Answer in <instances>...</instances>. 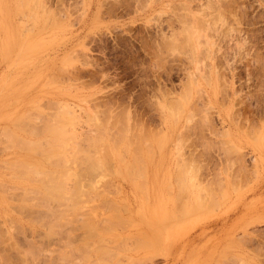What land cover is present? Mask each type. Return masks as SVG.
<instances>
[{
  "label": "rangeland",
  "instance_id": "1",
  "mask_svg": "<svg viewBox=\"0 0 264 264\" xmlns=\"http://www.w3.org/2000/svg\"><path fill=\"white\" fill-rule=\"evenodd\" d=\"M0 264H264V0H0Z\"/></svg>",
  "mask_w": 264,
  "mask_h": 264
},
{
  "label": "bare ground",
  "instance_id": "2",
  "mask_svg": "<svg viewBox=\"0 0 264 264\" xmlns=\"http://www.w3.org/2000/svg\"><path fill=\"white\" fill-rule=\"evenodd\" d=\"M180 3H181V2H180ZM183 4H184V3H182V5H183ZM185 5H186V4H185ZM185 5H184V6H185ZM220 5H221V4H220ZM22 7H23V6H22ZM186 8H187V7H186ZM190 13H191V12H190ZM185 14H187V13H185ZM191 14H192V13H191ZM48 16H49V15H48ZM187 16H188V14H187ZM194 16H195V14H194ZM182 17H184V16H182ZM191 17H192V16H191ZM196 17H197V16H196ZM197 18H198V17H197ZM215 18H216V17H215ZM180 19H181V18H180ZM189 19H190V18H189ZM183 21H184V20H183ZM202 21H203V20H202ZM216 21H217V19H216ZM196 22H197V21H196ZM198 22H199V21H198ZM200 22H201V21H200ZM187 24H188V23H187ZM198 24H199V23H198ZM202 26H203V25H202ZM192 28H193V27H192ZM202 29H203V28H202ZM189 31H190V30H189ZM202 31H203V30H202ZM216 32H217V31H216ZM187 35H188V34H187ZM170 39H171V37H170ZM176 40H177V39H176ZM174 42H175V41H174ZM198 42H199V41H198ZM202 42H203V41H202ZM185 44H186V43H185ZM178 45H179V44H178ZM190 45H191V43H190ZM204 45H205V44H204ZM183 46H184V45H183ZM201 46H202V45H201ZM172 51H173V50H172ZM203 58H204V57H203ZM204 61H205V60H204ZM199 63H200V62H199ZM68 64H69V63H68ZM22 67H23V66H22ZM23 69H24V68H23ZM28 73H29V72H28ZM63 73H64V72H63ZM204 73H205V72H204ZM204 75H206V74H204ZM48 79H50V78H48ZM196 87H197V86H196ZM198 89H199V88H198ZM184 90H185V89H184ZM202 91H203V90H202ZM197 92H198V91H197ZM199 92H200V91H199ZM183 95H184V94H183ZM187 99H188V98H187ZM157 100H158V99H157ZM59 103H60V102H59ZM65 103H66V102H65ZM65 103H63V104H65ZM97 104H98V103H97ZM166 104H167V103H166ZM179 104H180V103H179ZM192 104H193V103H192ZM192 104H191V105H192ZM61 105H62V101H61V103H60V106H61ZM65 105H66V104H65ZM65 105H64V107H62V108H67L66 106H68V105H66V106H65ZM176 105H178V104H176ZM179 107H180V106H179ZM68 108H69V107H68ZM170 108H171V107H170ZM59 110H60V107H59ZM62 110H63V109H62ZM67 110H68V113H66V116L68 115L67 118H70V119H69V120L67 119L68 121L66 120V121H67L66 124L71 123L72 121H74V118H73V117H74V116H73L74 114H73V112L69 111V109H66L65 111H67ZM126 110H127V108H126ZM57 111H58V110H57ZM65 111L63 110L62 112H65ZM103 112H104V111H103ZM74 113H75V112H74ZM105 113H106V112H105ZM70 114H72V115H70ZM75 114H76V113H75ZM87 114H88V113H87ZM187 114H188V113H187ZM30 115H31V114H30ZM49 115H51V114H49ZM55 116L58 117L57 114H56ZM59 116H60V115H59ZM72 116H73V117H72ZM39 117H40V116H39ZM41 117H42V116H41ZM60 117H61V116H60ZM89 118H90V117H89ZM89 118H88V119H89ZM96 118H97V117H96ZM122 118H123V117H122ZM124 118H125V117H124ZM44 119H45V118H44ZM49 119H50V118H49ZM71 119H72V121H70ZM106 119H107V118H106ZM45 120H46V119H45ZM75 120H76V118H75ZM91 120H92V119H91ZM123 120H124V119H123ZM63 121H64V119H63ZM66 121H65V122H66ZM69 121H70V122H69ZM99 121H100V120H99ZM106 121H107V120H106ZM113 121H114V120H113ZM113 121H111V122H113ZM117 121H118V120H117ZM124 121H125V120H124ZM20 122H21V121H20ZM55 122H56V121H55ZM59 122H60V121H59ZM75 122H76V121H75ZM125 122H126V121H125ZM125 122H123V123H125ZM25 123H27V122H25ZM47 123H48V122H47ZM73 123H74V122H73ZM73 123H71V126H72ZM91 123H92V122H91ZM91 123H90V124H91ZM97 123H98V122H97ZM102 123H103V121H102ZM104 123H105V121H104ZM113 123H114V122H113ZM120 123H121V122H119V124H120ZM105 124H106V123H105ZM110 124H111V123H110ZM114 124H115V123H114ZM143 124H144V123H143ZM27 125H28V124H27ZM37 125H38V124H37ZM42 125H43V124H42ZM46 125H47V124H45V128H44V129H46L47 131H50L51 127H53V125H51V126H50L49 124H48V126H46ZM54 125H55V124H54ZM97 125H98V124H97ZM99 125H100V123H99ZM108 125H109V124H108ZM116 125H117V124H116ZM120 125H121V124H120ZM125 125H126V124H125ZM102 126H103V125H102ZM109 126H110V125H109ZM56 127H57V126H56ZM56 127H55V128H56ZM59 127H60V126L58 125L57 128H59ZM63 127H64V126H63ZM69 127H70V126H69ZM74 127H75V126H74ZM96 127H98V126H96ZM100 127H101V126H100ZM110 127H111V126H110ZM40 128H41V127H40ZM53 128H54V127H53ZM53 128H52L51 130H54V129H55V128H54V129H53ZM57 128H56V129H57ZM60 128H61V127H60ZM64 128L66 129V127H64ZM67 128H68V127H67ZM94 128H95V125H94ZM103 128H104V127H103ZM119 128H120V127H119ZM121 128H122V126H121ZM147 128H148V127H147ZM18 129H19V128H18ZM56 129H55V130H56ZM99 129H100V128H99ZM108 129H109V127H108ZM39 130H40V129H39ZM55 130H54V131H55ZM58 130H59V129H57V131H58ZM73 130L75 131L76 129L74 128ZM73 130H72V132L70 131V132H71V133H70V136L72 137V139H73V133H75V132H73ZM94 130H95V129H94ZM119 130H120V129H119ZM8 131H10V130H8ZM33 131H34V130H33ZM63 131H64V130H63ZM63 131H62V132H63ZM67 131H69V128H68V130L65 131L64 134H68ZM100 131H102V130H100ZM158 131H159V130H158ZM37 132H38V131H37ZM76 132H77V131H76ZM79 132H80V131H79ZM79 132H77V133H79ZM114 132H115V131H114ZM179 132H180V131H179ZM53 133H54V132H53ZM58 133L62 134L61 132H58ZM58 133H57V134H58ZM77 133H76V134H77ZM98 133H99V132H98ZM100 133H101V132H100ZM118 133H119V132H118ZM48 134H49V133H48ZM54 134H56V133H54ZM60 134H59V136H61ZM64 134H63V136H64ZM116 134H117V133H116ZM131 134L133 135V133H131ZM134 134H135V133H134ZM141 134H142V133H141ZM146 134H147V133H146ZM91 135H92V134H91ZM96 135H97V134H96ZM102 135H103V133H102ZM135 135H137V134H135ZM153 135H154V134H153ZM179 135H180V134H179ZM6 136H7V134H6ZM9 136H10V135H9ZM75 136H77V138H78V137H80V134H77V135L74 134V138H75V140H77ZM87 136H88V134H87ZM87 136H86V137H87ZM133 136H134V135H133ZM140 136H141V135H140ZM140 136H139V137H140ZM142 136H143V135H142ZM146 136H147V135H146ZM177 136H178V135H177ZM11 137H15V136H11ZM68 137H69V136H68ZM71 137H70V138H71ZM84 137H85V136H84ZM84 137H83V139H84ZM86 137H85V138H86ZM89 137H90V136H89ZM89 137H88V138H89ZM116 137H117V135H116ZM122 137H123V136H122ZM149 137H150V135H149ZM9 138H10V137H9ZM49 138H50V137H49ZM51 138H52V137H51ZM70 138H69V139H70ZM81 138H82V137H81ZM81 138H80V139H81ZM88 138H87V139H88ZM95 138H96V137H95ZM114 138H115V137H114ZM129 138H130V137H129ZM135 138H136V137H135ZM140 138H141V137H140ZM144 138H145V137H144ZM59 139H60V138H59ZM89 139H91V138H89ZM102 139H103V138H102ZM130 139H131V138H130ZM142 139H143V138H142ZM14 140H18V139H14V138H13V141H14ZM53 140H54V138H53ZM55 140H56V139H55ZM147 140H148V139H147ZM18 141H19V140H18ZM22 141H23V140H22ZM81 141H82V140H81ZM85 141H87V140H85ZM26 142H27V141H26ZM115 142H116V141H115ZM142 142H143V141H142ZM21 143H22V142H21ZM76 143H77V141H76V142L74 141V144H75V145H76ZM99 143H100V142H99ZM149 143H150V141H149ZM14 144H15V142H14ZM16 144H17V143H16ZM23 144H24V143H23ZM32 144H33V143H32ZM74 144H73L72 146H71V145H70V146L73 147ZM78 144H79V143H78ZM97 144H98V143H97ZM101 144H102V143H101ZM146 144H147V143H146ZM146 144H145V146H146ZM18 145H20V144L18 143ZM21 145H22V144H21ZM25 145H26V144H25ZM30 145H31V144H30ZM51 145H53V144H51ZM54 145H55V144H54ZM61 145H62V144H61ZM66 145L68 146V144H66ZM135 145H136V144H135ZM182 145H183V144H182ZM67 146H66V147H67ZM85 146H87V145H85ZM77 147H78V146H77ZM80 147H81V146H80ZM80 147H79V148H80ZM133 147H134V146H133ZM133 147H132V148H133ZM138 147H139V145H138ZM79 148H78V149H79ZM84 148H85V147H84ZM84 148H83V149L81 148V149L84 150ZM90 148H91V146H90ZM90 148H89V149H90ZM33 149H34V148H33ZM53 149H54V148H53ZM55 149H56V148H55ZM55 149H54V150H55ZM72 149H75V147H73ZM78 149L76 148V150H78ZM138 149L140 150V148H138ZM19 150H20V149H19ZM76 150H74V151H76ZM136 150H137V149H136ZM62 151H63V149H62ZM68 151H69V150H68ZM71 151L74 152L73 150H71ZM71 151H69V152H71ZM66 152H67V151H66ZM85 152H88V150H85L83 153H85ZM136 152H137V151H136ZM53 153H54V152H53ZM64 153H65L64 151H63V152H60V151H59V153H58V154H59V157H58V158L63 159L62 163L64 162V164L61 163V166H64V165H65V167H66V164H65V162H66V153H65V154H64ZM67 153H68V152H67ZM105 153H106V152H105ZM77 154H78V152H77ZM79 154L83 155L82 152H80V149H79ZM68 155H70V154L68 153ZM72 155H74V153H73ZM72 155H71V156H72ZM81 155H80V156H81ZM85 155H86V154H85ZM85 155H84V156H81V159H82V158H85V159H86V162H87L88 160H91V159H92V161H93L94 159H96L95 157L90 156V155L87 156V157H85ZM71 156H69V157H71ZM80 156H78V155L75 156V159H73V160H75V161H76V160L79 161ZM138 156H139V154H138ZM140 156H141V155H140ZM150 156H151V155H150ZM77 157H78V158H77ZM91 157H92V158H91ZM105 157H106V155H105ZM135 157H136V156H135ZM76 158H77V159H76ZM108 158H109V156H108ZM136 158H137V157H136ZM64 159H65V160H64ZM81 159H80V161H81ZM85 159H83V160H85ZM87 159H88V160H87ZM97 159H98V158H97ZM110 159H111V158H110ZM138 159H140V158H138ZM45 160H46V159H45ZM53 160H54V159H53ZM53 160H52V161H53ZM55 160H56V159H55ZM131 160H132V159H131ZM141 160H143V159H141ZM177 160H178V159H177ZM49 161H50V160H49ZM80 161H79V162H80ZM92 161H91V164H90V167H89V168H95V167L97 166V164L99 163V160H98V162H96V161L94 160V162L97 163V164L94 165V164H93L94 162H92ZM109 161H110V160H109ZM16 162H17V161H16ZM55 162H57L56 165H58V163H60V162H58L57 160H56ZM68 162H69V164H70V162L73 163L74 161H71V159H70V161H69V159H68V161H67L66 163H68ZM141 162H142V161H141ZM53 163H54V162H53ZM74 163H76V162H74ZM110 163H111V162H110ZM194 163H195V162H194ZM23 164H24V163H23ZM69 164H67V166H68ZM16 165H17V164H16ZM21 165H22V163H21ZM56 165H55V166H56ZM107 165H108V164H107ZM137 165H138V164H137ZM186 165H187V164H186ZM17 166H18V165H17ZM19 166H20V165H19ZM53 166H54V165H53ZM58 166L60 167V164H59ZM58 166H57V167H58ZM77 166H78V165H77ZM132 166H133V165H132ZM195 166H196V165H195ZM183 167H184V166H183ZM193 167H194V166H193ZM78 168H79V167H78ZM80 168L82 169V167H80ZM83 168H84V167H83ZM85 168H86V167H85ZM141 168H142V166H141ZM81 169H80V170H81ZM139 169H140V168H139ZM142 169H143V168H142ZM180 169H181V168H180ZM63 170L65 171L66 169H63ZM63 170H62V172H63ZM67 170H69V169H67ZM109 170H110V168H109ZM134 170H135V169H134ZM41 171L44 172V170H41ZM54 171L56 172V170H54ZM57 171H61V170L59 169V170H57ZM71 171H73V170H71ZM71 171H70V172H71ZM97 171H98V170H97ZM139 171H140V170H139ZM46 172H47V171H46ZM46 172H45V173H46ZM50 172H51V171L48 170V173H50ZM55 172H54V173H55ZM70 172H69V175H70ZM76 172H77V173H76ZM76 172H75V173H74V172H71V173H73L74 176H78L80 173H78V170H77ZM79 172H80V171H79ZM84 172H85V170H84ZM127 172H128V171H127ZM182 172H183V171H182ZM41 173H42V172H41ZM45 173H44V175H45ZM57 173H58V172H57ZM57 173H55V174L57 175ZM59 173H60V172H59ZM128 173H129V172H128ZM110 174H111V173H110ZM133 174H134V173H133ZM40 175H41V174H40ZM44 175H43V177H45ZM51 175H52V174H51ZM56 175H54V176L56 177L55 180H51V177H49V179H50L51 181H53V182L56 184V185H55L54 183H51V185L53 184V187H57L56 190H58V188H60V185H61V180H57L58 175H57V176H56ZM48 176H49V175H47L46 178H48ZM74 176H73V177H74ZM80 176H81V175H80ZM181 176H182V175H181ZM70 177H71V176H70ZM128 177H129V176H128ZM46 178H43V179H46ZM66 178H67V177H66ZM76 178H77V177H76ZM134 178H135V177H134ZM190 178H191V177H190ZM49 179H47V180H49ZM53 179H54V178H53ZM58 179H59V177H58ZM64 180H65V179H64ZM80 180H81V179H80ZM90 180H91V179H90ZM45 181H46V180H45ZM45 181H44V182H45ZM70 181H71V180H70ZM110 181H111V180H110ZM143 181H144V180H143ZM38 182H39V181H38ZM42 182H43V181H42ZM47 182H48V181H47ZM76 182H77V181H76ZM78 182H79V180H78ZM79 183H80V182H79ZM103 183H104V182H103ZM112 183H113V182H112ZM140 183H141V181H139V184H140ZM72 184H73V183H72ZM177 184H178V183H177ZM69 185H70V184H69ZM74 185H75V184H74ZM78 185H79V184H78ZM142 185H143V184H142ZM49 186H50V185H49ZM61 186H62V185H61ZM101 186H102V185H101ZM50 187H51V186H50ZM73 187H75V186H73ZM78 187H79V186H78ZM83 187H84V186H83ZM108 187H109V186H107V188H108ZM113 187H114V186H113ZM116 187H117V186H116ZM217 187H219V186H217ZM44 188H45V187H44ZM64 188H65V187H64ZM66 188H67V187H66ZM66 188H65V189H66ZM94 188H96V187H94ZM141 188H142V187H141ZM183 188H184V186H183V187L180 186V189H179L180 191H178L179 193H178V192L176 193V194L178 195L177 199L175 200V201H176V204H177L178 202H179V204H181V207L179 206L180 208H179V207L177 208V206H178L179 204H177V206H176V208H175V209H176V212H178V213H177L178 215H180L179 213L182 212V211L179 212V211H180L179 209H181L182 206H185V205L188 203V202H186V203H180V202H183V201H181V200H184L183 197L181 198V194H180V193L182 192V189H183ZM76 189H77V187H76ZM104 189H105V187H104ZM34 190H35V189H34ZM45 190H46V188H45ZM47 190H48V189H47ZM47 190H46V192H47ZM49 190H50V189H49ZM52 190H53V189H52ZM68 190H69V189H68ZM93 190H94V189H93ZM98 190H99V189H98ZM98 190H97V191H98ZM146 190H147V189H146ZM59 191H61V188L59 189ZM59 191H58V192H59ZM63 191H64V190H63ZM94 191H95V190H94ZM28 192H29V191H28ZM30 192H32V191H30ZM33 192H34V191H33ZM48 192H49V191H48ZM69 192H71V191H69ZM75 192H76V190H75ZM101 192H102V191H101ZM63 193H64V192H63ZM66 193H67V192H66ZM77 193H78V192H77ZM91 193H92V192H91ZM218 193H219V192H218ZM220 193H221V192H220ZM34 194H35V193H34ZM59 194H60V196H61V192H60ZM59 194H58V195H59ZM80 194H81V193H80ZM83 194H84V193H83ZM176 194H175V195H176ZM182 194H183V192H182ZM184 194H185V192H184ZM38 195H39V194H38ZM40 195H41V194H40ZM52 195H53V194H52ZM81 195H82V194H81ZM84 195H85V194H84ZM87 195H88V194H87ZM179 195H180V197H179ZM212 195H213V194H212ZM42 196H43V195H42ZM67 196H68V195H67ZM78 196H79V195H78ZM184 196H186V194H185ZM199 196H200V195H199ZM47 197H48V196H47ZM56 197H57V196H56ZM65 197H66V196H65ZM68 197H69V196H68ZM70 197H71V196H70ZM175 197H176V196H175ZM213 197H214V196H213ZM36 198H37V197H36ZM76 198H77V196H76ZM76 198H75V200H76ZM211 198H212V197H211ZM38 199H41V197L38 198ZM49 199H50V198H49ZM66 199H67V198H66ZM72 199H74V198H72ZM82 199H84V198H82ZM42 200H44V199H42ZM67 200H68V199H67ZM90 200H91V198H90ZM39 201H41V200H39ZM83 201H84V200H83ZM83 201H82V202H83ZM109 201H110V200H109ZM177 201H178V202H177ZM194 201H195V200H194ZM197 201H198V200H197ZM204 201H205V200H204ZM49 202H50V201H49ZM64 202H65V201H64ZM66 202H67V201H66ZM107 202H108V201H107ZM184 202H185V201H184ZM201 202H202V201H201ZM210 202H211V201H210ZM214 202H215V201H214ZM43 203H44V202H43ZM109 203H110V202H109ZM192 203H193V202H192ZM208 203H209V202H208ZM62 204H65V203H62ZM67 204H68V203H67ZM70 204H71V203H70ZM182 204H185V205H182ZM193 204H194V203H193ZM198 204H199V201L197 202V205H194V206L191 205L193 208L188 209V210H189L188 212H190L191 209L196 210V209H197L196 207L198 206ZM46 205H47V204H46ZM57 205H58V204H57ZM95 205L97 206V204H95ZM109 205H111V204H109ZM188 205H189V204H188ZM199 205H200V204H199ZM207 205H208V204H207ZM68 206H69V205H68ZM72 206H73V205H72ZM90 206H91V205H90ZM195 206H196V207H195ZM211 206H212V205H211ZM215 206H216V205H215ZM103 207H105V206H103ZM106 207H107V206H106ZM115 207H116V206H115ZM199 207H200V206H199ZM78 208H79V207H78ZM78 208H77V209H78ZM92 208H93V207H92ZM101 208H102V207H101ZM123 208H124V207H123ZM184 208H185V207H184ZM184 208H183V209H184ZM53 209H54V208H53ZM63 209H64V208H63ZM63 209H62V210H63ZM104 209H105V208H104ZM124 209H125V208H124ZM177 209H178V211H177ZM58 210H59V209H58ZM58 210H57V211H58ZM207 210H208V209H207ZM66 211H67V210H66ZM85 211H86V210H85ZM192 211H193V210H192ZM64 212H65V211H64ZM70 212H71V211H70ZM59 213H60V212H59ZM74 213H75V212H74ZM79 213H80V211H79ZM116 213H117V212H116ZM184 213H185V212H184ZM186 213H187V209H186ZM190 213H191V212H190ZM181 214H183V212H182ZM62 215H63V214H62ZM67 215H68V214H67ZM185 215H186V214H185ZM56 216H57V215H56ZM56 216H55V217H56ZM182 216H184V215H182ZM88 217H89V215H88ZM91 217H92V216H91ZM117 217H118V216H117ZM180 217H181V215H180ZM64 218H65V217H64ZM72 218H73V217H72ZM52 219H53V218H52ZM68 219H70V218H68ZM68 219H67V220H68ZM86 219H88V218H86ZM91 220H92V219H90V221H91ZM99 221H100V220H99ZM108 221H109V220H108ZM42 222H43V221H42ZM58 222H59V221H58ZM61 222H62V221H61ZM63 222H64V221H63ZM66 222H67V221H66ZM88 222H89V220H88ZM103 222H104V221H103ZM110 222H111V221H110ZM118 222H119V221H118ZM54 223H55V222H54ZM123 223H124V222H123ZM126 223H127V222H126ZM126 223H125V224H126ZM52 224H53V223H52ZM84 224H85V223H84ZM109 224H110V223H109ZM114 224H115V223H114ZM114 224L111 225V226H114ZM54 225H55V224H54ZM117 225H118V224H117ZM96 226H97V225H96ZM100 226H101V225H100ZM111 226H110L109 228H111ZM118 226H119V225H118ZM118 226H117V227H118ZM120 226H121V225H120ZM123 226H124V225H123ZM50 228H51V227H50ZM68 228H69V227H68ZM68 228H67V229H68ZM121 228H122V226H121ZM123 228H124V227H123ZM123 228H122V229H123ZM106 229H108V228H106ZM87 230H89V229H87ZM71 231H72V230H71ZM59 232H60V231H59ZM85 233H86V232H85ZM64 234H65V233H64ZM66 234H67V233H66ZM67 235H68V234H67ZM82 235H83V234H82ZM71 236H72V235H71ZM72 239H73V238H72ZM121 239H122V238H121ZM137 239H138V238H137ZM100 240H101V239H100ZM123 240H124V239H123ZM120 242H121V241H120ZM140 242H141V240H140ZM145 242H146V240H145ZM145 242H144V244H145ZM147 242H148V241H147ZM87 243H88V242H87ZM106 243H107V241H106ZM231 243H232V242H231ZM68 244H69V243H68ZM90 244H91V243H90ZM125 244H126V243H125ZM114 245H115V244H114ZM129 245H131V244H129ZM137 245H138V244H137ZM147 245H148V244H147ZM83 246H84V245H83ZM90 248H91V247H90ZM98 248H99V247H98ZM130 248H131V247H130ZM86 249H87V248H86ZM86 249H85V250H86ZM118 249H119V248H118ZM80 250H82V249H80ZM85 250H84V251H85ZM96 250H97V249H96ZM109 251H110V250H109ZM67 252H68V251H67ZM86 252H89V251H86ZM103 252H104V251H103ZM111 254H112V253H111ZM87 256H88V255H87ZM89 256H90V255H89ZM108 256H109V255H108ZM112 256H113V255H112ZM83 257H84V256H83ZM87 258H88V257H87ZM228 258H229V257H228ZM228 258H227V259H228ZM218 259H219V258H218ZM233 259H234V258H233ZM222 260H225V259H222ZM222 260H221V262H222ZM237 260H238V259H237ZM80 261H81V260H80ZM219 261H220V260H219ZM226 261H227V260H226ZM235 261H236V260H235ZM114 263H115V262H114Z\"/></svg>",
  "mask_w": 264,
  "mask_h": 264
}]
</instances>
